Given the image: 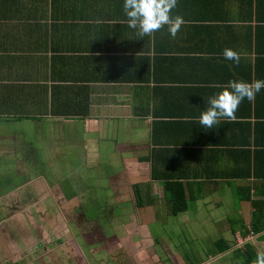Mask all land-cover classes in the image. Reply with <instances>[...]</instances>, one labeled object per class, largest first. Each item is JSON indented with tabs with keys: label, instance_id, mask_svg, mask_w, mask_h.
<instances>
[{
	"label": "crops",
	"instance_id": "crops-1",
	"mask_svg": "<svg viewBox=\"0 0 264 264\" xmlns=\"http://www.w3.org/2000/svg\"><path fill=\"white\" fill-rule=\"evenodd\" d=\"M123 3L0 0V264H253L264 88L197 118L264 80V0H177L174 39L141 38Z\"/></svg>",
	"mask_w": 264,
	"mask_h": 264
},
{
	"label": "clouds",
	"instance_id": "clouds-1",
	"mask_svg": "<svg viewBox=\"0 0 264 264\" xmlns=\"http://www.w3.org/2000/svg\"><path fill=\"white\" fill-rule=\"evenodd\" d=\"M176 6L177 0H124L123 9L127 17L125 22L129 28L137 30L141 38L153 37L155 32L167 26L169 35L174 39L185 23L183 17L170 15ZM222 56L236 64L240 62V54L230 48L223 49ZM262 88H264V80H255L251 83L228 81L222 91L209 97V106L197 118L199 124L206 129H212L221 119L234 121L241 102L245 98L249 102L253 101L256 93ZM253 264H264V251L257 252Z\"/></svg>",
	"mask_w": 264,
	"mask_h": 264
},
{
	"label": "rangeland",
	"instance_id": "rangeland-1",
	"mask_svg": "<svg viewBox=\"0 0 264 264\" xmlns=\"http://www.w3.org/2000/svg\"><path fill=\"white\" fill-rule=\"evenodd\" d=\"M80 172H85V171H90V169L89 168H87L86 166H84L83 168H81L80 170H79ZM78 210L79 209H72V212H70L71 214H74V215H78ZM69 211L70 210H67V212L69 213ZM77 211V213H75ZM153 224V223H152ZM164 224H167V225H169V224H172V223H170L169 222V220L166 222V221H164V220H159V221H157V223L155 224V229H154V227H153V230L154 231H158L159 233H160V235H161V233H162V231H163V225ZM61 254H64V252H61ZM124 254H127V253H124ZM116 256H118V260H119V262H121V260L123 259V254L120 252V251H117V253H116ZM80 264H83L82 262H79Z\"/></svg>",
	"mask_w": 264,
	"mask_h": 264
},
{
	"label": "trees",
	"instance_id": "trees-1",
	"mask_svg": "<svg viewBox=\"0 0 264 264\" xmlns=\"http://www.w3.org/2000/svg\"><path fill=\"white\" fill-rule=\"evenodd\" d=\"M251 228H252L253 231H260L261 229L264 228V226L260 227V226L252 225Z\"/></svg>",
	"mask_w": 264,
	"mask_h": 264
}]
</instances>
